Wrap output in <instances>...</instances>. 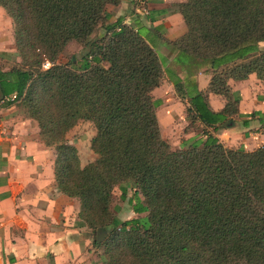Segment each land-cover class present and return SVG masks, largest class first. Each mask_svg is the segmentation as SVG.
I'll list each match as a JSON object with an SVG mask.
<instances>
[{
	"label": "trees",
	"instance_id": "16d2710c",
	"mask_svg": "<svg viewBox=\"0 0 264 264\" xmlns=\"http://www.w3.org/2000/svg\"><path fill=\"white\" fill-rule=\"evenodd\" d=\"M123 0H0L13 23L20 62L0 72V99L15 96L40 140L55 151L59 192L78 200V219L105 238L100 264H264V143L253 151L226 147L203 133L173 150L161 136L154 97L167 74L186 99L189 127L232 126L240 96L229 80L264 83V0H186L176 4L186 32L164 41L183 65H207L208 89L186 92L165 71L154 45L107 7ZM101 28L102 35L93 38ZM80 61L58 63L70 43ZM50 66L43 69V64ZM190 67V66H189ZM224 101L214 112L208 94ZM10 102V103H12ZM251 115H254L252 113ZM93 125L95 159L81 166L66 134ZM246 125V123H244ZM133 190L128 199V187ZM135 219L111 209L115 190Z\"/></svg>",
	"mask_w": 264,
	"mask_h": 264
},
{
	"label": "crops",
	"instance_id": "0c3cea01",
	"mask_svg": "<svg viewBox=\"0 0 264 264\" xmlns=\"http://www.w3.org/2000/svg\"><path fill=\"white\" fill-rule=\"evenodd\" d=\"M185 1L147 0L144 15L137 9V0H123L113 7L117 14L110 23L123 17L124 24L137 29L138 22L155 51L166 54L168 63V56L174 60L177 53L164 39L174 41L186 32L175 7ZM19 62L12 20L0 6V72L9 71ZM210 78L209 68L197 73L199 91H207ZM228 84L239 93V115L233 118L232 126L204 132L226 147L253 151L264 143V95H255L253 99L251 87L264 89V83L250 75L247 80H229ZM6 98L0 99V264H100L91 231L78 219V200L57 189L55 151L43 144L36 123L25 117L19 104L5 101ZM208 104L219 112L224 101L210 93ZM198 126L201 127L199 123ZM120 206L117 216L121 220L126 210ZM129 209L121 221L144 216Z\"/></svg>",
	"mask_w": 264,
	"mask_h": 264
},
{
	"label": "rangeland",
	"instance_id": "374dc122",
	"mask_svg": "<svg viewBox=\"0 0 264 264\" xmlns=\"http://www.w3.org/2000/svg\"><path fill=\"white\" fill-rule=\"evenodd\" d=\"M110 10L112 15L117 14L116 9L113 7H107V10ZM113 21V19L111 20ZM101 28H98L94 34L92 35L93 38L100 37L102 35ZM140 33L143 36H147L146 32L143 28L140 29ZM260 49L264 50V43L259 44ZM83 49L80 45L72 42L70 43L63 54L59 57L58 63L60 64H67L71 60L74 59V61H80L81 56L83 54ZM158 54L160 61L163 65V68L165 71H171L174 75L177 76L178 80L180 81V84L185 87L186 92H193L190 87V81L194 80L196 83V76L197 73H199L203 68H208L207 65H200V66H193L191 65H183V62H178V59H176L177 55H175V59H171V55L167 56L169 57L168 63L166 62L167 59L165 58V55L161 53L159 50L156 51ZM177 53V52H176ZM190 66V67H189ZM261 87V86H260ZM197 88V84H196ZM251 87L252 91V97L255 98V95H264V89H254ZM198 90V88H197ZM154 97L160 101V105L157 109V118L159 122V127L161 131V136L166 141L171 149L177 150L184 148L186 146L187 141L190 139H200L203 138L204 129L198 126V124H194L193 127H189V119L187 118V115L185 113V107H186V99H181L177 95L172 83L169 82L167 74L164 76V82L162 85L158 88L157 92H154ZM19 108L22 109V107L19 105ZM250 116H252L250 114ZM239 123V122H238ZM201 131L203 133H201ZM95 135V129L93 125L86 121H78L77 124L73 127L72 130H70L66 134V139L70 144H72L78 153V157L80 160L81 166H84L90 162H92L95 159V155L90 150V141ZM133 190H131L130 186L128 187V199L132 196ZM125 208L126 212L125 215L122 218H126L127 216V210L130 208L127 201L121 202L119 199V190L116 189L113 196V201L111 205L112 211H114L115 207H121ZM121 209V208H120ZM119 209V210H120ZM119 210L117 213H114L117 215L119 213ZM130 212V209L128 210ZM118 217V216H117ZM121 219V220H123ZM89 229V228H88ZM90 231V229H89ZM92 236V242L96 238V234ZM105 238V237H104ZM93 244V243H92ZM96 253L98 257H100V254L102 253V248H96Z\"/></svg>",
	"mask_w": 264,
	"mask_h": 264
},
{
	"label": "built area",
	"instance_id": "2783aa9c",
	"mask_svg": "<svg viewBox=\"0 0 264 264\" xmlns=\"http://www.w3.org/2000/svg\"><path fill=\"white\" fill-rule=\"evenodd\" d=\"M147 3V0H137V9L139 10V12L141 14L147 15V9L145 7ZM50 66V64L48 62H45L43 64V69H47ZM15 99V96L12 97H8L5 99V101H10L12 102Z\"/></svg>",
	"mask_w": 264,
	"mask_h": 264
},
{
	"label": "water",
	"instance_id": "95a60500",
	"mask_svg": "<svg viewBox=\"0 0 264 264\" xmlns=\"http://www.w3.org/2000/svg\"><path fill=\"white\" fill-rule=\"evenodd\" d=\"M104 237H105V233L101 229L98 230L97 234H96V242H97V244H100L103 241Z\"/></svg>",
	"mask_w": 264,
	"mask_h": 264
}]
</instances>
